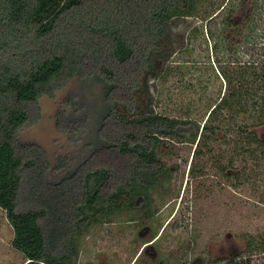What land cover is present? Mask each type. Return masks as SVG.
<instances>
[{"label": "trees", "instance_id": "obj_1", "mask_svg": "<svg viewBox=\"0 0 264 264\" xmlns=\"http://www.w3.org/2000/svg\"><path fill=\"white\" fill-rule=\"evenodd\" d=\"M203 1L0 0V206L25 264H78L79 240L93 226L154 216L152 193L175 170L162 155L177 143L195 144L197 176L215 152L219 174L264 186V57L251 40L264 1L224 0L200 13ZM196 3L226 91L197 119L172 117L150 110L143 94L169 20L194 15ZM72 78L98 82L99 100L71 95L72 108H58V131L87 138L86 151L52 162L20 131L40 118V98ZM239 114L250 122L236 123Z\"/></svg>", "mask_w": 264, "mask_h": 264}, {"label": "rangeland", "instance_id": "obj_2", "mask_svg": "<svg viewBox=\"0 0 264 264\" xmlns=\"http://www.w3.org/2000/svg\"><path fill=\"white\" fill-rule=\"evenodd\" d=\"M223 1L204 0L200 13ZM258 19L260 29L251 40L255 57L261 60L264 3ZM211 47L206 22L197 16V3L194 15L171 18L162 51L147 76L143 97L148 108L172 117L197 119L205 115L208 106L226 91ZM99 91L100 84L94 80L72 78L54 96L43 95L40 118L25 125L20 138L41 144L52 162L60 154L80 156L86 151L83 145L87 138L74 141L59 132L56 112L59 107L72 108L65 101L71 95L97 102ZM229 115L223 113L227 118ZM237 118L236 123L246 119L242 114ZM259 133H263L262 128ZM194 150L195 144L183 142L162 155L175 170L172 178L152 193L153 206L157 207L154 216L145 218L136 211L93 226L79 240L78 264H230L231 259L264 264V186L256 190L219 174L210 159L215 152L203 159L204 163L208 159L207 174L197 176V172H190ZM13 238V226L0 206V264L26 263L24 253L13 246Z\"/></svg>", "mask_w": 264, "mask_h": 264}]
</instances>
